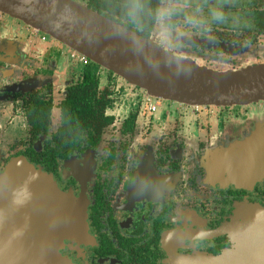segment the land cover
<instances>
[{"label":"flooded vegetation","instance_id":"obj_1","mask_svg":"<svg viewBox=\"0 0 264 264\" xmlns=\"http://www.w3.org/2000/svg\"><path fill=\"white\" fill-rule=\"evenodd\" d=\"M73 1L213 70L264 64V0ZM1 30L0 176L23 158L67 196L65 264H183L234 248L239 211L264 209V178L237 185L212 167L257 132L264 103L253 111L167 101L158 117L165 101L154 98L150 111L146 91L100 67L104 119H70L65 101L92 62L0 12ZM58 208L42 200L35 211L47 235L60 236Z\"/></svg>","mask_w":264,"mask_h":264},{"label":"water","instance_id":"obj_2","mask_svg":"<svg viewBox=\"0 0 264 264\" xmlns=\"http://www.w3.org/2000/svg\"><path fill=\"white\" fill-rule=\"evenodd\" d=\"M0 12L50 36L156 99L191 107L264 103V64L217 71L180 57L73 0H0ZM215 177L237 185L264 178V121L249 139L220 154ZM63 212L60 236L37 220L40 201ZM67 196L26 159H15L0 176V264H65L60 253ZM58 208V210H60ZM234 248L221 256L197 255L183 264H264V209L248 205L232 226ZM84 237V236H82ZM82 237H76L81 239Z\"/></svg>","mask_w":264,"mask_h":264},{"label":"trees","instance_id":"obj_3","mask_svg":"<svg viewBox=\"0 0 264 264\" xmlns=\"http://www.w3.org/2000/svg\"><path fill=\"white\" fill-rule=\"evenodd\" d=\"M99 70V66L90 63L85 69L83 84L70 90L68 99L64 104L70 119L81 118L85 113L90 118L104 119V110L108 101L105 96L99 97V79L97 77Z\"/></svg>","mask_w":264,"mask_h":264},{"label":"rangeland","instance_id":"obj_4","mask_svg":"<svg viewBox=\"0 0 264 264\" xmlns=\"http://www.w3.org/2000/svg\"><path fill=\"white\" fill-rule=\"evenodd\" d=\"M7 23L9 24V27L10 28H12V26H13V23H15L12 19H10L9 21H7ZM1 33H5V35H7L8 33H6V32H4V30H1L0 31ZM51 43H55V41L51 38V37H48V44H51ZM41 44V43H40ZM42 45V44H41ZM45 45V44H44ZM45 47V46H44ZM64 49V48H63ZM64 53H68V50H67V48H65L64 49ZM65 58L68 60V62L71 64V65H73L74 64V62L71 60V57H70V54H68L67 56H65ZM247 65V64H246ZM245 66V65H244ZM243 67V66H242ZM154 102L156 101V100H153ZM164 104H165V106H164V108L163 109H161L160 111H159V113H157V116L158 117H160L161 116V114H162V112H163V110H165V109H167L168 110V108H169V106L171 105V103L170 102H167V101H165V102H163ZM249 108H251V110H253V111H255L256 110V106L255 105H252L251 107H249ZM189 112H191L190 110H188ZM257 115H258V119L260 120V121H264V112H257ZM256 115V116H257ZM260 124V123H259Z\"/></svg>","mask_w":264,"mask_h":264},{"label":"built area","instance_id":"obj_5","mask_svg":"<svg viewBox=\"0 0 264 264\" xmlns=\"http://www.w3.org/2000/svg\"><path fill=\"white\" fill-rule=\"evenodd\" d=\"M77 56L81 58V60L84 64H89V62H90L89 59H87L86 57L80 56L78 54H77ZM153 100H156V99H154L153 97H150V96L148 97L147 101L149 104V110L150 111H156V109L158 108L157 100L155 102Z\"/></svg>","mask_w":264,"mask_h":264}]
</instances>
